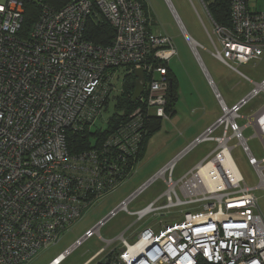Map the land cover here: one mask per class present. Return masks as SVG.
I'll return each mask as SVG.
<instances>
[{
	"label": "built area",
	"instance_id": "1",
	"mask_svg": "<svg viewBox=\"0 0 264 264\" xmlns=\"http://www.w3.org/2000/svg\"><path fill=\"white\" fill-rule=\"evenodd\" d=\"M198 1L212 26V55L252 83L232 65L257 62L264 54V8L250 10L248 0H229L231 25L224 27L213 21L207 3ZM23 13L22 0H0V264L30 263L131 176L134 168L129 174L127 162L141 142L144 119L169 118L166 69L154 68L152 60L169 64L177 55L171 38L152 31L135 0H71L60 9L42 5L27 38L20 35ZM90 16L103 17L115 29L110 45L83 39ZM126 66L141 69L147 79L141 107L105 139L93 138L90 148L71 152L69 133L85 138L105 129L104 109L120 92L117 70ZM252 84L231 107L215 94L221 117L49 264H61L84 241L99 237V229L119 212L135 221L104 241L105 248L87 264H264V216L228 146L237 141L264 190V158L256 161L243 136L252 128L264 148V105L247 124H237L241 107L264 94V79ZM209 140L216 142L215 150L173 180L176 163ZM157 180L164 192L129 212L128 205Z\"/></svg>",
	"mask_w": 264,
	"mask_h": 264
},
{
	"label": "rangeland",
	"instance_id": "2",
	"mask_svg": "<svg viewBox=\"0 0 264 264\" xmlns=\"http://www.w3.org/2000/svg\"><path fill=\"white\" fill-rule=\"evenodd\" d=\"M143 1L150 15L152 31L156 34L160 33L170 37L176 49L177 55L168 64L175 75L176 82L179 84L176 115L162 121L161 129L152 138L145 157L136 164L131 176L112 193L105 195L97 203L86 209L82 213L81 219L60 234L59 240L55 245L39 251L28 264H49L53 258L70 248L87 230L92 229L120 202L140 187L146 180H143L144 175L147 176L152 173L150 175L152 176L158 170L157 168L161 161L172 150L179 147V145L187 144L189 142L188 139L201 125L199 119L203 116V111L207 112L214 109V102H218L215 92L208 84L206 75L185 38L184 31L192 40L202 46L203 49H197V54L205 71L210 76L216 92L228 107L246 97L253 87L252 83L259 84L264 77V54L257 62H250L241 66L232 65L237 68L239 73L251 80L252 83L242 78L212 55V53H215V48L209 37V34L212 33V26L198 0H168L184 31L181 29L167 0ZM248 6L250 10H261L264 8V0H248ZM213 41H215L214 38ZM118 87L119 84H117ZM263 105L264 94H259L250 99L241 107L237 124L240 127L247 124L248 118L254 115ZM111 113L112 103H110L108 112L104 113V120ZM218 114H220V110ZM218 134L219 132L217 131L214 137ZM243 136L247 140L252 156L256 161L262 160L264 158V148L260 138L255 135L254 130L249 127L246 128L243 131ZM228 146L231 148V157L238 172L247 187L252 189L259 209L264 216V190L259 187V177L256 170L249 164L246 154L237 145V141H230ZM215 147L216 142L210 140L197 144L176 163L173 180L176 181L178 170L187 169L192 163L206 157ZM164 190V183L161 180L155 181L128 205V211L133 213L141 210L160 196ZM188 209L183 208V211ZM134 221L135 217L132 215H128L125 212L117 213L99 229V237L95 235L84 241L61 264H87L93 256L105 248L106 243L104 241L115 239ZM142 223H146V220ZM130 233L128 232L125 238L128 239ZM133 241L134 239H128L129 243ZM109 249L103 250V254L99 258L107 254Z\"/></svg>",
	"mask_w": 264,
	"mask_h": 264
},
{
	"label": "trees",
	"instance_id": "3",
	"mask_svg": "<svg viewBox=\"0 0 264 264\" xmlns=\"http://www.w3.org/2000/svg\"><path fill=\"white\" fill-rule=\"evenodd\" d=\"M23 1V23L20 31V35L27 38L33 25L36 23L42 5H47L54 9H60L69 3L71 0H22ZM137 1L147 18L150 19V15L146 4L143 0ZM207 3L208 11L213 21L224 27H230V13H229V0H204ZM115 35V29L110 23L103 17L90 16L86 20L83 39L95 46L105 47L111 44ZM152 60V58H150ZM154 68L163 67L166 69L168 91L166 95V107L165 112L168 117L171 118L175 112V106L178 100L179 84L176 82L175 75L169 68L168 63L160 62L158 60H152ZM134 70L132 66H126L123 69L118 68L119 80L116 84H119V93L113 94L108 103L105 106L104 113H107L112 103V113L106 118V127L103 130H92L88 132L85 138L81 136L68 134L67 142L68 148L71 152H79L90 148L93 138L98 140L105 139L110 133H112L119 124L128 121L130 114L136 109L141 107V100H137L135 103L131 102V97L135 89L136 78L134 76ZM145 82L147 79L145 78ZM144 109V107H143ZM163 119L157 118L154 115L146 116L143 123V136L141 142L137 145L136 153L128 160V173H132V169L135 168L138 161L142 158L144 150L148 140L157 133L162 126Z\"/></svg>",
	"mask_w": 264,
	"mask_h": 264
},
{
	"label": "crops",
	"instance_id": "4",
	"mask_svg": "<svg viewBox=\"0 0 264 264\" xmlns=\"http://www.w3.org/2000/svg\"><path fill=\"white\" fill-rule=\"evenodd\" d=\"M263 79H264V77H263ZM223 100V99H222ZM224 101V100H223ZM239 102V101H238ZM237 102V103H238ZM225 103V102H224ZM237 103H234V104H232V105H230L229 107H231V106H233V105H235V104H237ZM226 104V103H225ZM176 106H177V103H176ZM176 106H175V112H174V114L172 115V117H175V115H176ZM214 109H212V110H208L207 112L204 110L203 111V116H201L200 117V119H199V121L201 122V125H199L198 126V129H196V131L194 132V134L188 139L189 140V142L187 143V144H185V145H179V147H177V148H175L174 150H172L171 151V153L165 158V159H163L162 161H161V163L159 164V167L157 168L158 170L159 169H161L164 165H166L168 162H170L179 152H181L188 144H190L191 142H193L198 136H200L201 134H203L211 125H213L220 117H221V115H222V112H221V109H220V106H219V104H218V102L217 103H215L214 102V107H213ZM219 110H220V114H218V112H219ZM171 117V118H172ZM156 134V133H155ZM154 134V135H155ZM154 135L148 140V142H147V144H146V147H145V150H144V154H143V156H142V158L138 161V162H140L144 157H145V155H146V153H147V150H148V148H149V145H150V143H151V141H152V138L154 137ZM216 148V147H215ZM215 148L207 155V156H209L214 150H215ZM206 156V157H207ZM206 157H204V158H202L201 160H199V161H197V162H194V163H192L187 169L186 168H184V169H180V170H178L177 172H178V177H177V179L176 180H178L179 178H181L182 176H184L185 174H187L189 171H191L197 164H199L202 160H204ZM156 169V170H157ZM158 170L154 173V174H156L157 172H158ZM175 170H176V166H175V168H174V170H173V173H172V178H173V176H174V173H175ZM152 173H150L149 175H147V176H143L144 177V179L143 180H148L150 177H152V176H150ZM149 176V177H148ZM145 180V181H146ZM144 181V182H145Z\"/></svg>",
	"mask_w": 264,
	"mask_h": 264
},
{
	"label": "water",
	"instance_id": "5",
	"mask_svg": "<svg viewBox=\"0 0 264 264\" xmlns=\"http://www.w3.org/2000/svg\"><path fill=\"white\" fill-rule=\"evenodd\" d=\"M173 11V10H172ZM174 12V11H173ZM174 15H175V18L177 19L178 23L180 24L181 26V29L183 30L184 28L182 27L179 19L177 18L175 12H174ZM184 31V30H183ZM184 34H185V38L191 48V50L193 51V53L195 54L196 58L198 59V62L200 63L203 71H204V74L206 75V78H207V81H208V84L212 87L213 91L215 92V94H217L216 90H215V87L213 86V82L210 78V76L207 74V72L205 71L203 65H202V62L200 61V58L197 54V50L195 49V44L192 42V40L190 39V37L186 34V32L184 31ZM134 76L136 78V81H135V89H134V92L132 94V97H131V102L132 103H135L139 97L142 95L143 93V90H144V84H145V81H144V75H143V71L141 69H135L134 70Z\"/></svg>",
	"mask_w": 264,
	"mask_h": 264
}]
</instances>
